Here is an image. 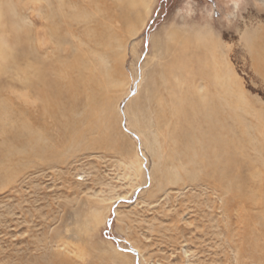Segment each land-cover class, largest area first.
I'll use <instances>...</instances> for the list:
<instances>
[{"label":"rangeland","instance_id":"rangeland-1","mask_svg":"<svg viewBox=\"0 0 264 264\" xmlns=\"http://www.w3.org/2000/svg\"><path fill=\"white\" fill-rule=\"evenodd\" d=\"M9 1L14 17L28 28L25 46L36 49L17 48L15 64L0 71V104L8 111L5 119L0 116V264H48L61 249L51 239L54 231L86 249L72 264H237V248H250L249 240L255 236L262 248L256 253L259 257L264 252V132L255 127L259 123L264 128V0H149L148 8H133L128 24L118 21L120 8L114 0H62V9L58 0ZM51 11L64 40L56 53L44 30ZM77 11L90 16L80 19ZM108 20H115V37L107 48L95 42L94 34ZM200 31L219 42L247 102L242 118L253 126L255 142L261 146L259 151L249 147L238 154L242 165L233 170V179L224 180L236 186V195L211 186L214 178L204 175L203 167H195L196 176L190 178L192 166L186 164L171 181L169 172L177 163L168 156V128L155 116L159 108L155 97L168 96L166 70L179 75L175 64L193 57V33ZM78 48L86 61L92 50L102 53L118 84L107 94L113 113L105 141L99 130L78 120L86 108L81 83L73 100L61 94L57 115L47 119L38 112V101L25 83L23 71L30 73L27 67L34 54L56 66L71 60ZM78 77L76 71H68L61 84ZM133 100L145 108L139 114L143 128L131 124L128 106ZM23 123L44 131V152L30 149L26 131L14 137ZM75 124L81 132L76 141L71 138ZM3 142L17 154L7 152ZM95 210L103 212L104 220L92 219ZM259 259L243 258L246 264H264V253Z\"/></svg>","mask_w":264,"mask_h":264},{"label":"bare ground","instance_id":"bare-ground-1","mask_svg":"<svg viewBox=\"0 0 264 264\" xmlns=\"http://www.w3.org/2000/svg\"><path fill=\"white\" fill-rule=\"evenodd\" d=\"M114 1L115 3L117 2L119 5L120 9H118L119 10L118 17L121 20H118V21H120V23L122 24L124 23L128 24L129 22H131L132 20L131 18H133L132 10L134 7L141 5L142 7L146 9L148 8V2H149V0H114ZM58 2H59L58 5L62 9L63 7L62 0H58ZM61 9L59 10V12L61 11ZM12 10L13 9H12V6L9 0H0V71H3L11 63L15 64V57L17 56L16 49L17 48L24 49L26 47L25 45L27 42L25 40V37H26V34L28 33V30H27L28 28L26 29L25 26L23 25L24 23L21 24L20 20L14 17ZM75 16L79 18L80 17L89 18L90 14L85 11H79V12L77 11V14ZM47 17H49V20H46L47 29L45 28L44 30H45V33L47 31V35L49 36V39L51 40L52 47H53L52 51L58 52L62 49V45L64 41L61 35L62 31L60 32V29L62 26H60L59 20H53L52 11L48 13ZM112 21H114L115 23V20H108L107 23L102 22L101 24L104 25V28L101 27L102 25H98L101 31L99 33L94 34V37L96 40L95 42L96 43L98 42V44L102 45L103 47H107V48L110 47V44H111L110 40L115 37V36L113 37V34H112V27H113ZM89 22L90 21H88V23ZM87 26L89 27V24ZM93 30L94 29L91 30L92 32L88 30L91 32V33H88L89 35L91 34L90 36H92V34L94 33ZM7 31L10 33V35H7ZM133 31L134 30L131 27L129 32L133 34ZM193 35H194V42H195V44L193 45V49H192L193 55L191 54L193 57L192 58L183 57L177 61V63L175 64V67H176L175 70L177 71L179 70L178 71L179 73L177 72V74H179L177 77L176 75H171L172 74V71H170L171 69L166 70L167 73L163 78L165 80V84H167V86L169 87L168 96H166L164 99L155 97L156 99L155 101L159 107L155 111V116L159 120V122L161 119V121L164 122L165 126L168 128L167 138L169 141H171L170 150H168L169 151L168 156H170V158L177 163L176 170H174L175 172L174 171L169 172L171 173L169 179H171V181L173 179H176L179 175L180 170L185 169L186 164L192 166L191 169L188 170L187 172L190 178L196 176L197 169L195 167L197 168L203 167L204 172H205L204 175H211L214 178V181L212 182L213 184H211V186L212 185L213 187L216 186V188L220 187L223 190L222 192H232L236 195L237 194L235 193L236 186L231 185L232 182L230 185L228 183H224V180L233 179V176H234L233 170L238 168V166L242 165L239 162L240 160H238V154L240 155L245 154V150H247L249 147H251L255 151L256 150L259 151V148L261 146L260 145H259L260 147L257 146L255 142V138L252 133L253 126L250 123H247L245 121L246 119L244 120V118H242L241 111L247 108V102L244 98L242 91H240V89L237 86L238 83H237L235 74L228 67L226 60L224 59L222 53L220 52L221 47H220L219 42L215 40V38H211L210 37L211 34L209 35V33L206 31H202V32L200 31L197 33H193ZM45 38H48V37H45ZM116 43L118 44V42ZM182 44H183V49L184 48L186 49L187 45L185 44V42H183ZM27 47H29V49L32 51H34L33 49H36V45H33V46L27 45ZM91 54L93 55V56L91 55L92 58H90L89 61H86L82 56L83 54H82L81 49L78 48V50H75V52L72 53L71 60H68V62H60L56 66L53 65L51 61L47 60L45 58L46 56H43L42 58H40L38 56H35L34 54L32 57L33 58L32 62H30L27 67V70L28 68H30V73H28V71L27 72L23 71V72H24V77H25V83L28 85L35 100L38 101V105H39L38 112L41 114V116L44 119L51 118L55 114L57 115V106L60 103L61 94L73 100V97L75 96V91L77 89V85L78 83H81V85L84 86L83 88H85V91H86L85 92L86 108L84 109L85 111L83 112V114H81V117H79L78 120L80 122L86 121L88 123V128L91 130H95V129L99 130L103 135V140L105 141L110 136V135L108 136V131L112 129L111 128L112 122L110 123L109 114L113 113L112 111L113 109L111 107V103L108 100L107 94L109 96V93H108L109 89H111L112 86L116 85L117 82L114 81V77H113L114 75L112 76L111 71H109L105 65V56L102 53H97L96 50H92ZM192 61L195 62L194 63L195 65L191 64ZM73 70L79 74L78 79L70 80L68 84H66V86H62L61 84L62 80L65 78L68 71H73ZM86 72L87 74H85ZM172 76L174 77V80ZM196 76H198V80L193 79ZM162 81L163 80H161V83ZM0 106H1L0 116H3L4 118L5 115L7 114L6 112L8 111L5 110L6 107L3 104H0ZM128 108L132 114L133 123L131 124H133L137 128L141 127L142 122L139 119V114L142 112V109L144 107L142 108L140 102L137 103V101H135L133 104L131 103V105L128 106ZM67 114L69 115V113H66V114L64 113L63 115L67 117H72L71 115L68 116ZM146 116L144 115L143 117L146 118ZM75 117L77 116L75 115ZM257 117H258V120L261 121V117L259 113H257ZM2 119L0 118V120ZM258 124L259 123H257L255 128L260 129V131L263 130L264 132V128H262V126L260 127ZM34 127L30 125L28 126L23 123L22 127H19L20 130L17 129L15 131L14 137L17 138V136H20L22 131L23 132L26 131L28 135V139L31 142L30 149L34 150V152L36 153H42L46 150L44 145L41 144L42 140L44 139L43 138L44 131H41V130L39 131V128L37 127L34 128ZM14 129L15 128H13L12 130ZM166 132H167V129H166ZM80 133L81 132L78 129V125L75 124L73 133L71 135L72 140L74 141L78 140L79 137L81 136ZM147 134L148 133H146V135ZM146 135L144 137H146ZM150 137H151V134H150ZM47 140H50V139H47ZM5 142H3V145H4L3 147L6 146L7 152L10 151L11 153L13 151L11 150V146H10L11 144H8V142L7 143ZM155 147L156 145L154 146V149ZM17 151L18 150H14L13 153L16 152L14 154H17ZM158 151L159 150L157 149L156 154L158 153ZM13 153L11 155H13ZM134 160L132 159V161ZM183 172L184 171H182V173ZM4 177H6L5 179H7L8 175L5 173ZM259 190L261 191V188ZM256 204L257 202L255 203V205ZM222 208L224 210V207ZM92 217L94 221L96 220L97 222H100L104 220L103 218L105 216L102 211L95 210L92 213ZM246 223H249V221ZM261 224L262 223L260 222V226ZM248 228H250V226ZM252 229L254 230V228ZM51 239L52 241L55 239V241L59 243L58 247L61 249L58 250V253L54 254L52 258L50 257L51 259L49 260L50 262L48 264H72L76 258L82 259L86 252L85 251L86 249L84 248L83 245L79 243L77 244L72 243L71 245V243H69L68 241L63 240L62 236L58 232L54 231ZM249 241H250L249 242L250 248L248 247V249L244 246L242 247L238 245L239 248H237L238 249L237 253L240 259L237 258L239 259L236 262L237 264H246L243 260L245 256H249L252 261L253 260L260 261L259 259L260 255L264 253L263 252L262 254H260L259 257L256 254L257 251H259L261 247V246L259 247L260 241H258V239L256 240V236L251 238ZM241 244L243 245V242ZM247 246L249 245L247 244Z\"/></svg>","mask_w":264,"mask_h":264}]
</instances>
